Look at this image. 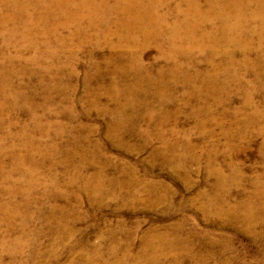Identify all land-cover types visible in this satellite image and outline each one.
Masks as SVG:
<instances>
[{
  "label": "rangeland",
  "instance_id": "1",
  "mask_svg": "<svg viewBox=\"0 0 264 264\" xmlns=\"http://www.w3.org/2000/svg\"><path fill=\"white\" fill-rule=\"evenodd\" d=\"M97 1L102 16L93 31L88 20L65 22L56 15L48 25H56L57 34L49 35L56 37L26 49L14 46L20 39L6 45L0 34V73L9 78L12 70H25L12 76V87L0 75V85L27 97L0 111V264H87L94 256L114 264L128 256V246L125 264H134L148 236L164 238L161 264H264V88L252 106L245 102L246 91L261 83L240 66L228 70L222 54L233 49L223 45L213 57L195 54L190 64L178 58L185 70L174 77L173 62L157 46L167 51L169 45L119 47L123 15L114 0ZM35 7L25 10L26 20L29 12L44 30V8ZM157 7L166 26L192 18L182 15L184 0H162ZM81 12L91 13L73 6L67 15ZM26 20L20 30L33 25ZM77 24L81 33L73 38ZM201 25L196 37L209 30ZM86 33L92 35L84 43ZM8 58L19 61L9 64ZM233 71L239 81H232ZM209 72L214 80L205 78ZM15 157L31 177L14 170ZM5 206L19 212L7 217Z\"/></svg>",
  "mask_w": 264,
  "mask_h": 264
},
{
  "label": "bare ground",
  "instance_id": "2",
  "mask_svg": "<svg viewBox=\"0 0 264 264\" xmlns=\"http://www.w3.org/2000/svg\"><path fill=\"white\" fill-rule=\"evenodd\" d=\"M0 1H1L0 3H3V6H4V7L0 8V32H2L0 34L4 38V40H5L4 42L8 46L10 44H12L13 42L17 41L18 39H20L21 42H19L17 45H14V46L19 47L17 50H20L21 48L26 49L27 47H30V45L33 42L34 43L38 42L39 39H43V40L47 41L48 38H55L56 37L55 35L50 36V37H49V35L50 34H57L58 29L55 27L56 25L55 26H49V28H48V25L50 24L49 21L50 20L52 21V18L54 20H56V15H57V18L59 20L62 19V17H65V22H76L79 20H88L89 27L91 28L92 31L94 30L93 28L94 27L96 28V26H97L96 24L98 21V17L100 15L102 16L101 5H98L101 2L99 1L100 2L99 3L97 0H79L80 3H78V4L75 3V0H57V3H56L57 5L55 8L59 11L58 14L55 13L54 6L52 5V3H49L48 0H27L25 3H23L24 0H22V1L21 0H19V1L0 0ZM104 1H110V0H104ZM114 1H115V3H114L115 9L119 10L118 16L123 15L122 18L118 19L119 20L118 21L119 29L117 28L118 29L117 33H119V37H121L120 35L124 36V42H123L124 45L119 46V47L123 48L125 46L127 47L128 44H134L136 46V49L141 50V48H143V47H145L151 43H154L157 41V44H159V42H158L159 40L163 41L164 46L169 45V49L167 51L165 50V47H163L162 45H157V46L160 49V52L162 53V55L163 56L165 55L164 56L165 60L168 62H173L172 75L174 77H176L177 74H179L183 70L182 65H184V63L181 62L180 64H182V65H179V63L177 62L178 58H179V60L180 59L188 60L187 64H190L191 62L195 61L194 56L197 53L202 55V54H205L207 52L208 53L211 52L212 54L210 53L209 57H213L212 56L213 54L219 52V50H220L219 48L221 47V45L231 47L233 50L225 49L223 51L224 54H222L225 57H228L230 60V65L228 67L226 66L227 69L230 70V68H231V72H232V70H234L236 65L240 66L242 69L243 68L246 69L247 72L253 73L255 75V78L257 79V81L261 83L258 88L253 87V89L251 88V90L248 89V91H246V99H247L245 101L246 105L247 106L253 105V101H254L253 97H255V95L261 89V87L264 88V0H205L206 1V8L205 9H203V6H202L203 4L200 2V0H184V5L187 8H186V10H184L182 12V15L184 17L186 15H191L192 18H190V17H185L184 19L181 18L182 20H180L181 22L179 24L175 23L172 26H170V25L166 26L164 24V21H166V17L159 15L157 13V11L154 10V9L158 8L157 6L160 5L162 0H148L147 3L144 2L143 0H114ZM35 6L44 8V10L40 13V17H42L45 20L44 22L40 23L41 25H44L43 26L44 30L40 29V27H38V26H35V25H38V22L36 21L35 18L33 21L32 15L29 12H27V20H26L25 10L27 11L30 9V7H35ZM73 6H75V7L80 6L82 8H87L90 10L91 13H89V14L87 13L88 15H86V14L84 15L81 12L80 14L78 13L79 14L78 16L75 14L74 15H72V14L67 15V11L69 13H71L73 11ZM175 6H177V5H175ZM90 7H92V9ZM112 9H114L113 5H112ZM146 9H148V10H146ZM167 9H169V8H167ZM233 9L236 12H233ZM179 10H181V9H179ZM76 11H77V9H76ZM86 11H88V10H86ZM116 12H118V11H116ZM23 13H25V14L23 15ZM177 15H179L178 11H177ZM114 17H115V15H114ZM107 18L109 19V17H107ZM25 20L28 23L33 24L34 26L30 25L31 26L30 27L29 25H24L25 27H28V28H26L24 30H20L19 28L21 26L19 27V25L23 24L25 22ZM174 20H176V17ZM189 20L194 21L195 24L192 25V23ZM47 21H48V23H47ZM55 22H57V21H55ZM65 22L63 21L60 24L63 25L62 23H65ZM9 23H13L15 25L18 24V28H17V26L13 25L12 28L10 29L8 26ZM78 23H81V22H78ZM82 23H83V21H82ZM168 23H169V21H168ZM204 23L209 25L208 26L209 30L207 31V29H208L207 28L205 32L202 31L204 33L202 35H199L200 37H196L194 35L195 29ZM65 26H67V25H65ZM110 26H112V25H110ZM184 27H186V28H184ZM63 28L66 29V27H63ZM48 29H50V30H48ZM70 29H71V26H70ZM77 32H79V34L81 33V25H79V24H77V30H75V33L73 32L74 34H72L73 38L76 37V35H79ZM98 33H93V34L98 35ZM91 35L87 34L86 36H88V38H89V36H91ZM109 35H112L111 32ZM253 36H257L256 37L257 41L252 38ZM98 37H99V39H101L103 41L109 40V39H106L105 37H103L101 34H99V36H97V38ZM119 37H117V38H119ZM88 38L83 36L81 41L85 43L87 40H90V38L89 39ZM190 38L192 40H189ZM98 41H100V40H98ZM64 42L68 43V38ZM40 44H42V43H40ZM58 44L59 45L63 44L62 39L58 38ZM111 45H112V48L117 47V44L112 43ZM133 48H135V47H133ZM236 54H239L242 57V59L240 61H238L239 59H236ZM51 56H52L51 58H54V54H51ZM17 57L21 58L20 55ZM36 57H37V55H36ZM8 59L9 60H7V63L9 62V64L10 63L13 64L16 61L17 62L19 61L17 59H14V60H12L10 58H8ZM35 60H37V58H35ZM187 64H186V66H187ZM220 64H219V66H220ZM217 65L218 64H216V66ZM179 66H182V67L180 68ZM213 66H214V64H213ZM44 68L47 69L48 71L51 70L50 66L44 67ZM8 71L11 72L9 70V68H8ZM14 71L12 70L9 78L6 75L7 73L5 74L4 71H1L0 75H3L1 77L5 81L4 85L6 87H12L13 86L12 76L20 75V74H23L25 72V70H22V72L21 71L20 72H18V71L14 72ZM194 72L196 73L197 76H199L201 74L199 69L195 70ZM226 72L228 73V71H226V69H224V68L221 70L222 74L223 73L226 74ZM160 74H162V72H160ZM185 75H187V74H185ZM197 76L194 77V80L198 79ZM206 76H207V77H205L206 79H209L210 81L214 80L211 72H209V74H207ZM232 76H233V79L231 78L232 81H236V80L239 81V78L237 77V74L234 73V71L232 73ZM188 77L185 76V78L187 80H188ZM153 80L154 79L149 76V84H151V82ZM53 81L55 82L56 85H58V79L56 77L53 78ZM6 87H3L0 85V111H4V109H6V107H8L10 100L15 101V104H13V108H16L15 106L17 105V100H19V99L21 100L22 97H24V98L26 97L24 95V93H21L19 91L14 90L13 92H10L9 90H6L5 89ZM243 87L244 86H242V88ZM33 119L37 120L36 117H34ZM29 156L32 157V154L29 153ZM24 164H25V162L23 159L21 160L19 157L18 158L15 157L14 170L15 171L17 170V173L20 174L22 179H26V178L31 177L29 174L30 171H26L24 169ZM37 165H39V164H37ZM10 179H11V176L7 175L6 179H4V181L10 180ZM87 181H89V180H87ZM5 182H7V181H5ZM91 183H92V181L85 184V187L90 186ZM13 187L14 186L12 184V181H10L8 193H12V197L15 195V192H14L15 189ZM31 189H32V187L29 186V188L26 190L25 193L29 194ZM93 189L94 190H92V191L96 192L100 188H94L93 187ZM84 190H88V188H84ZM17 194H19V193H17ZM6 209H7V207L5 206L2 208L1 211H4L5 213H7V217L15 216L19 212V211L9 212V211H6ZM147 238L148 239H146L144 241L143 247L138 254L139 260L134 264H161V261L163 260V256H164V251H161V250L162 249L164 250V244H166V243H164V240H163L164 238L163 237H156L150 241H149V236ZM20 243L23 244V241L15 243V247L12 249V252L15 253L16 250H19L21 248L22 245ZM126 249H127L126 251H127L128 256H126V258H124L121 261H118L114 264H125L126 263L125 261L128 260V258L130 256V251H129L130 246H128V248H126ZM154 251H156V252H154ZM94 257H97V256H94ZM94 257L91 258V261H89L87 264H106L105 262L104 263L103 262L97 263L96 261H94L95 260ZM134 261H136V260L134 259ZM171 263H173V262H171Z\"/></svg>",
  "mask_w": 264,
  "mask_h": 264
}]
</instances>
